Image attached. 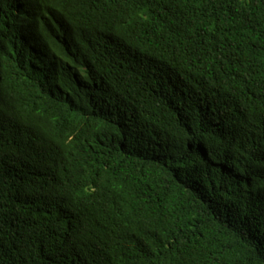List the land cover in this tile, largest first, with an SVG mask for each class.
I'll use <instances>...</instances> for the list:
<instances>
[{"label":"trees","instance_id":"1","mask_svg":"<svg viewBox=\"0 0 264 264\" xmlns=\"http://www.w3.org/2000/svg\"><path fill=\"white\" fill-rule=\"evenodd\" d=\"M0 264H264V0H0Z\"/></svg>","mask_w":264,"mask_h":264}]
</instances>
